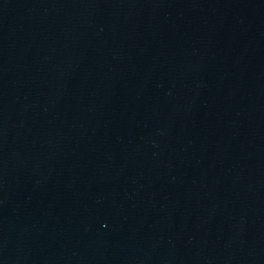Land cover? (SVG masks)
Segmentation results:
<instances>
[{"label": "water", "instance_id": "95a60500", "mask_svg": "<svg viewBox=\"0 0 264 264\" xmlns=\"http://www.w3.org/2000/svg\"><path fill=\"white\" fill-rule=\"evenodd\" d=\"M0 264H264V0H0Z\"/></svg>", "mask_w": 264, "mask_h": 264}]
</instances>
